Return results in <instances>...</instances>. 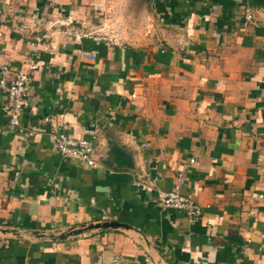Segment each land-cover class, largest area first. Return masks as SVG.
I'll return each mask as SVG.
<instances>
[{
	"label": "crops",
	"instance_id": "crops-1",
	"mask_svg": "<svg viewBox=\"0 0 264 264\" xmlns=\"http://www.w3.org/2000/svg\"><path fill=\"white\" fill-rule=\"evenodd\" d=\"M1 64L32 79L22 129L0 90V264H264V8L0 0Z\"/></svg>",
	"mask_w": 264,
	"mask_h": 264
},
{
	"label": "built area",
	"instance_id": "built-area-1",
	"mask_svg": "<svg viewBox=\"0 0 264 264\" xmlns=\"http://www.w3.org/2000/svg\"><path fill=\"white\" fill-rule=\"evenodd\" d=\"M254 12L251 8L246 11V20H254ZM32 64L31 69H36ZM31 75L24 71L13 72L8 64L0 65V90L7 96L6 109L8 110L10 123L16 128H21V117L30 106L28 90ZM22 129V128H21ZM54 145L59 153L66 158L79 159L88 166H97L96 148L94 143L87 138L70 136L64 132L53 134ZM159 201L166 209L185 212L190 220H195L203 215L202 207L191 197L182 194L180 186L160 195ZM113 264H118L116 261Z\"/></svg>",
	"mask_w": 264,
	"mask_h": 264
},
{
	"label": "water",
	"instance_id": "water-1",
	"mask_svg": "<svg viewBox=\"0 0 264 264\" xmlns=\"http://www.w3.org/2000/svg\"><path fill=\"white\" fill-rule=\"evenodd\" d=\"M120 225H125V224H121V223H119V222H116V221H105V222H102V223H98V224H96V225H90V226H88V228L87 229H91V228H98V227H100V228H108V227H117V226H120ZM82 230H75V231H73L74 232V234H76V233H80Z\"/></svg>",
	"mask_w": 264,
	"mask_h": 264
},
{
	"label": "trees",
	"instance_id": "trees-1",
	"mask_svg": "<svg viewBox=\"0 0 264 264\" xmlns=\"http://www.w3.org/2000/svg\"><path fill=\"white\" fill-rule=\"evenodd\" d=\"M250 4L256 8H264V0H250Z\"/></svg>",
	"mask_w": 264,
	"mask_h": 264
},
{
	"label": "rangeland",
	"instance_id": "rangeland-1",
	"mask_svg": "<svg viewBox=\"0 0 264 264\" xmlns=\"http://www.w3.org/2000/svg\"><path fill=\"white\" fill-rule=\"evenodd\" d=\"M115 23H116V22H115ZM103 28H104V27H103ZM100 32H103V33L106 34V35H109V33H110V32L108 33V30H104V29H102ZM113 39H114V40H118L117 37H113Z\"/></svg>",
	"mask_w": 264,
	"mask_h": 264
}]
</instances>
